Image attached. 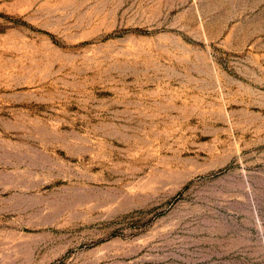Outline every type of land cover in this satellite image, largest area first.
Listing matches in <instances>:
<instances>
[{
	"label": "rangeland",
	"instance_id": "rangeland-1",
	"mask_svg": "<svg viewBox=\"0 0 264 264\" xmlns=\"http://www.w3.org/2000/svg\"><path fill=\"white\" fill-rule=\"evenodd\" d=\"M0 264H264V0H0Z\"/></svg>",
	"mask_w": 264,
	"mask_h": 264
}]
</instances>
